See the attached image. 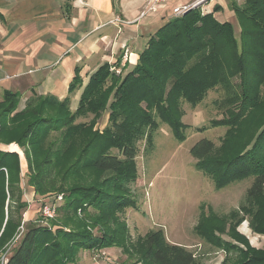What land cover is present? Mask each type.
<instances>
[{
  "label": "trees",
  "instance_id": "1",
  "mask_svg": "<svg viewBox=\"0 0 264 264\" xmlns=\"http://www.w3.org/2000/svg\"><path fill=\"white\" fill-rule=\"evenodd\" d=\"M231 8L237 14L241 26L240 42L231 23L220 22L215 18L214 12L204 14L201 8H194L181 16H173L150 38L137 66L123 77L118 87V94L122 97L120 108L132 112L139 122L129 127L118 122L112 123V130L120 142V154L97 153L90 159L91 167L98 172V176L103 173L111 175L98 184H86L79 180L75 188L63 193V200L57 205V216L61 217L60 221L65 223L64 226L56 227L54 220H49V224L40 222L26 229L24 227L21 231L24 221L19 219L17 223L9 220L2 230L6 202L9 205L14 202L10 188L15 185L16 174L19 175L16 184H21L19 155L14 151L4 150L2 146L8 148L16 143L26 153L29 169L34 168L35 152L44 136L65 128L71 115L87 114L88 99H96L101 103L103 94L94 96V91L102 84L100 74L107 69L108 64L90 77L74 112L71 110L70 97L59 100L54 95H34L19 109V94L9 91L3 94L0 101V247L14 243L21 232L16 246L7 253L5 264H73L79 259L81 251L94 252L110 247L124 251V244L116 236V230L107 231L109 227L106 224L110 216L113 222L120 224L121 209L130 205L129 182L132 176L129 171L134 164L136 150L127 137V131L145 130L149 123V115L141 109V104L145 103L150 109L156 108L165 118L167 113L179 108V104L183 103L180 102L181 99L192 108L200 105L209 89L215 88L218 81L229 80L226 83L229 84V126L241 123L245 129L249 128V136L242 138L244 142L237 148L231 144L236 138L229 134V145L232 147L229 148V161L224 162V176L229 177L230 181L235 175L248 173L254 181L246 192L247 200L242 206L243 216L238 218L235 214L232 218L236 223H231V242H217L213 237L218 235L210 231L215 229L218 232L215 227L200 224L210 231V234L207 231L200 234L206 235V242L215 248L219 244L227 248L229 244L230 249L236 248L242 253H245V248L241 245L247 248L250 246L248 240L236 229L247 217H251L252 231L264 235V226L259 228L260 220L257 218L264 216V0H245L243 4L231 0ZM218 10L216 8L215 12ZM120 62L118 60L115 66H119ZM235 77L240 80L239 87L230 83V79ZM81 87L82 79L77 72L69 88L70 95ZM10 135L18 138H9ZM143 137L148 139L149 133L146 132ZM96 139V135H93L83 152L90 149ZM53 148V143L47 145L39 172L26 176L27 186L34 188L40 196L53 194L57 188ZM215 150V144L205 138L196 143L190 153L197 160L199 169L208 172L217 187L221 188L222 182L212 175L213 168H205L207 159ZM19 203L23 208L27 207V204L21 203V199ZM88 204L97 211L92 214L95 223L93 229L97 233L85 230L80 224L68 226L70 222L75 223L74 219L79 220L73 217L77 209L87 216L88 211L84 207ZM244 212L247 213L246 218ZM239 215H242L241 212ZM3 249L0 248V255L7 252ZM231 255L238 257L233 252ZM252 257L249 259H253ZM141 258L142 264H197L195 253L185 246L170 243L162 229L154 230L144 238ZM238 258L240 262L237 264L249 262L246 258ZM228 259L229 254L223 264H229ZM259 260L261 261H257L264 264V258Z\"/></svg>",
  "mask_w": 264,
  "mask_h": 264
},
{
  "label": "rangeland",
  "instance_id": "2",
  "mask_svg": "<svg viewBox=\"0 0 264 264\" xmlns=\"http://www.w3.org/2000/svg\"><path fill=\"white\" fill-rule=\"evenodd\" d=\"M145 50L146 48H140L137 53H133L130 56V63L128 58L123 57V61L125 64H129V67L121 64L119 66L108 64L107 69L100 74L102 84L97 86L94 91V96L103 94L101 103H98L96 99L92 101L88 99L87 111L89 112L87 114L71 115L66 121L65 128L44 136L35 152L36 165L34 168L29 169L26 153L18 146L21 150L16 152L21 164V184L19 186L16 184L19 180V175L16 174L15 185L10 188L14 202L10 205L8 201L6 202L2 230L9 220L11 223H17L19 219H23L21 231L24 227L26 229V227L40 222L49 224L50 221L45 219L41 212L43 205L60 204L59 202L62 201H59L58 197L63 196V193L71 188H75L79 180H83L86 184H98L111 175L103 173L98 176V172L91 167L90 159L97 153L120 154V142L111 126L113 122L121 123L125 127L138 124L139 120L132 112L120 108L122 97L118 94V87L127 72H131L137 66L138 60ZM228 81H218L217 86L209 89L202 103L195 108H192L185 100L179 99L183 103L179 104V108L177 107L173 112L167 113L165 118L156 108L150 109L145 103L141 104V109L147 112L150 117H147L149 123L145 130L127 131V137L136 150L135 161L129 171L132 176V180L129 182L130 205L121 209L120 224H117L116 221L113 222L111 216L106 224V227H109L107 231L116 230V236L118 235L124 244V251L110 247L101 250L100 254L104 252L106 256L116 262L142 264L141 252L144 238L150 232L162 229L170 243L189 246L197 256L200 255L202 259L209 258L212 261L210 264H223L228 254L229 264L240 262L238 257L249 260L248 264H263L258 261H261L260 258H264V245L260 243L261 239H264V235L252 231L251 217L248 218L246 212H244V216L247 218L239 224L240 229L239 227L236 229L249 242L250 247L248 248L241 245L245 248L243 249L245 253L236 248L230 249L229 244L226 245L229 250L219 244L218 248L214 249L215 251L208 257L206 250H210V248L206 245L207 236L200 234V232L209 230L206 227H201L200 224L215 227L218 232L215 229L210 231L214 235H218L217 239L213 237L217 242L222 243L224 240L231 242L229 238L233 235L231 223H236L232 218L235 217V214L238 218L243 216L242 206L247 200L246 192L254 181L248 173L235 175L230 181L229 177H225L223 173L224 162L229 161L231 154L229 148L232 145L237 148L240 143L244 142L242 138L249 136V131L247 132L249 128L245 129L241 123L237 126H229V113H227L229 110V84H226ZM231 82L239 87L238 77L230 79ZM83 89L80 88L76 91V94L79 93L76 97L71 96L72 112L78 107ZM20 107H24V104ZM262 114L264 117V112ZM134 120L135 123H133ZM146 132L149 133L148 139L143 137ZM229 134L236 138L231 141L232 145H229ZM93 135L97 137L95 143L89 147L90 149L83 152ZM9 138L17 139L18 136L10 135ZM205 138L211 140L216 146L214 154L207 159L205 168H213L214 174L212 175L222 182L221 188L217 187L215 180L208 172L199 169L197 160L190 153L192 147ZM49 143L54 144L52 158L57 169L56 191L48 196H40L31 187L32 192H26L25 178L31 173L39 172L40 161L43 160ZM13 145L17 146L16 143L11 144L8 146L9 151ZM79 156L81 157L77 161ZM26 193L30 196V202L26 200ZM20 199L22 204H27L26 208H23L19 203ZM84 210L88 211L87 216L80 209L73 213V217H77L84 223L74 219L75 223L70 222L68 226L80 224L82 228L85 227V230L97 233L96 229H93L95 223L94 217H92V214L97 213L95 207L88 204ZM240 212L242 215H239ZM262 213L264 214L263 211ZM60 218L58 215L52 219L56 227L65 224L60 221ZM257 218L260 220L259 228L262 229L264 216ZM244 228H247L246 233L242 232ZM210 231H207V234H210ZM20 235L21 232L14 243L0 247L1 250L4 248L3 250L7 251L0 255V264L5 263L7 253L16 246ZM83 252L85 251H81L80 255ZM87 252L89 253L85 254L83 259L79 255V259L73 264H106V261L102 259L95 260L92 250ZM231 252L238 256L237 259L231 255ZM250 256H253V259H249ZM256 256H258V261L255 259ZM206 263L204 262V264Z\"/></svg>",
  "mask_w": 264,
  "mask_h": 264
},
{
  "label": "crops",
  "instance_id": "3",
  "mask_svg": "<svg viewBox=\"0 0 264 264\" xmlns=\"http://www.w3.org/2000/svg\"><path fill=\"white\" fill-rule=\"evenodd\" d=\"M195 1L166 0L156 13L140 19L146 0H0V101L6 91L21 96L19 106H25L34 95L71 98L69 88L77 72L84 88L105 64L121 60L119 64L129 67L123 61L125 53L130 63V56L147 48L150 38L173 17L174 7ZM204 8L206 13L214 12L218 21L231 23L240 37L241 26L231 0L208 2ZM24 185L26 192H32L26 178ZM29 197L26 193L27 202ZM260 243L264 245V239ZM206 245L209 257L216 248ZM195 255L197 264L212 262Z\"/></svg>",
  "mask_w": 264,
  "mask_h": 264
},
{
  "label": "built area",
  "instance_id": "4",
  "mask_svg": "<svg viewBox=\"0 0 264 264\" xmlns=\"http://www.w3.org/2000/svg\"><path fill=\"white\" fill-rule=\"evenodd\" d=\"M212 1H215V0H197L191 4H187V5H183V6H177V7L173 8L172 14H173V16H181V15L187 13L188 11H190L194 8H201V10L204 11L203 13L206 14V12L204 10V6L208 2H212ZM165 3H166V0H146L145 7H144L143 11L140 13L139 18L141 19V18H144L145 16H147L148 14L156 13L159 10V8L162 5H164ZM117 21L122 22V23H127V24L130 23V22H123L120 19H118ZM127 57H128V52L125 53V58H127ZM0 129H1V125H0ZM58 200L62 201L63 196H59ZM41 212H42V215L45 219L52 220L57 216V205L56 204L43 205ZM100 251H94L93 252V254L95 255V258H94L95 260L102 259V260L106 261V264H126V263L114 261L110 257L106 256V254L104 252L100 254Z\"/></svg>",
  "mask_w": 264,
  "mask_h": 264
},
{
  "label": "bare ground",
  "instance_id": "5",
  "mask_svg": "<svg viewBox=\"0 0 264 264\" xmlns=\"http://www.w3.org/2000/svg\"><path fill=\"white\" fill-rule=\"evenodd\" d=\"M11 151H14V152H20L21 150L19 149L18 146L13 145V146L11 147Z\"/></svg>",
  "mask_w": 264,
  "mask_h": 264
}]
</instances>
